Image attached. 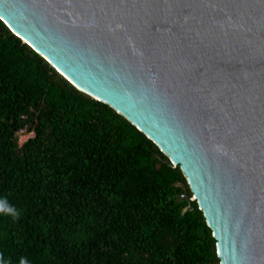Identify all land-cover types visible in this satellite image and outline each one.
<instances>
[{
    "label": "water",
    "instance_id": "1",
    "mask_svg": "<svg viewBox=\"0 0 264 264\" xmlns=\"http://www.w3.org/2000/svg\"><path fill=\"white\" fill-rule=\"evenodd\" d=\"M0 16L181 167L220 264H264V0H0Z\"/></svg>",
    "mask_w": 264,
    "mask_h": 264
},
{
    "label": "trees",
    "instance_id": "2",
    "mask_svg": "<svg viewBox=\"0 0 264 264\" xmlns=\"http://www.w3.org/2000/svg\"><path fill=\"white\" fill-rule=\"evenodd\" d=\"M186 189L153 140L0 20V264H220Z\"/></svg>",
    "mask_w": 264,
    "mask_h": 264
},
{
    "label": "built area",
    "instance_id": "3",
    "mask_svg": "<svg viewBox=\"0 0 264 264\" xmlns=\"http://www.w3.org/2000/svg\"><path fill=\"white\" fill-rule=\"evenodd\" d=\"M34 135V131L29 132L26 128H22L19 132V136H20V144L22 145L26 140H28V138H30L31 136Z\"/></svg>",
    "mask_w": 264,
    "mask_h": 264
},
{
    "label": "clouds",
    "instance_id": "4",
    "mask_svg": "<svg viewBox=\"0 0 264 264\" xmlns=\"http://www.w3.org/2000/svg\"><path fill=\"white\" fill-rule=\"evenodd\" d=\"M0 211H5V204H4V202H0ZM7 211L9 213H13L14 212V209L8 208ZM0 259H2V257H0ZM21 264H27V262L22 259L21 260Z\"/></svg>",
    "mask_w": 264,
    "mask_h": 264
},
{
    "label": "snow or ice",
    "instance_id": "5",
    "mask_svg": "<svg viewBox=\"0 0 264 264\" xmlns=\"http://www.w3.org/2000/svg\"><path fill=\"white\" fill-rule=\"evenodd\" d=\"M3 19V17L2 16H0V20H2Z\"/></svg>",
    "mask_w": 264,
    "mask_h": 264
},
{
    "label": "rangeland",
    "instance_id": "6",
    "mask_svg": "<svg viewBox=\"0 0 264 264\" xmlns=\"http://www.w3.org/2000/svg\"><path fill=\"white\" fill-rule=\"evenodd\" d=\"M193 198H195V196L193 195Z\"/></svg>",
    "mask_w": 264,
    "mask_h": 264
}]
</instances>
